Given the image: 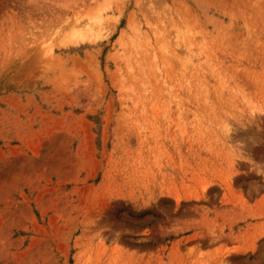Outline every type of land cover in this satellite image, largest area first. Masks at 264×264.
Here are the masks:
<instances>
[{
	"label": "rangeland",
	"instance_id": "374dc122",
	"mask_svg": "<svg viewBox=\"0 0 264 264\" xmlns=\"http://www.w3.org/2000/svg\"><path fill=\"white\" fill-rule=\"evenodd\" d=\"M0 264H264V0H0Z\"/></svg>",
	"mask_w": 264,
	"mask_h": 264
}]
</instances>
